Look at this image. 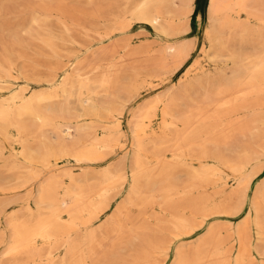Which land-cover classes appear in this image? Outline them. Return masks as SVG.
<instances>
[{
	"label": "bare ground",
	"instance_id": "bare-ground-1",
	"mask_svg": "<svg viewBox=\"0 0 264 264\" xmlns=\"http://www.w3.org/2000/svg\"><path fill=\"white\" fill-rule=\"evenodd\" d=\"M36 2L22 27L0 26V225L6 215L10 230L7 238L0 226V264H264V177L253 188L264 169V30L236 17L263 11L264 0H87L107 30L91 48L72 33L76 4ZM205 12L203 52L230 72L192 77L198 99L155 96L132 111L169 71L155 39L178 66L198 42L193 17L201 25ZM137 23L151 41H135ZM33 41L55 60L48 76L32 75L39 64L20 50ZM252 189L243 219L220 218Z\"/></svg>",
	"mask_w": 264,
	"mask_h": 264
},
{
	"label": "rangeland",
	"instance_id": "rangeland-1",
	"mask_svg": "<svg viewBox=\"0 0 264 264\" xmlns=\"http://www.w3.org/2000/svg\"><path fill=\"white\" fill-rule=\"evenodd\" d=\"M82 1V2H81ZM84 1V2H83ZM6 2V3H5ZM34 2V3H33ZM5 3V4H4ZM36 0H0V4L3 6L2 7V14L0 15V26L5 25V27H11L13 29H17L18 27L21 26L22 22L28 21V13L30 11L31 6L36 5ZM9 4V5H8ZM24 4V5H23ZM66 4L68 5H73L76 4L77 7L81 5V8L79 7L77 9L76 7V20L72 23V33L76 38L78 37L79 40L82 42H85L86 45L91 47H96L98 43H100V39L102 36L106 35L107 30L105 29L106 25V19L99 18L98 16L94 17L93 11H95L93 4H89L87 0H66ZM11 5V6H10ZM14 5V6H13ZM24 9V10H23ZM79 11V13H78ZM82 11V12H81ZM25 12V13H24ZM81 15V16H80ZM27 17V18H26ZM85 19H84V18ZM237 19H240L243 22H246V24L253 30L256 31L258 29L264 30V10L261 12H255L253 9H247L246 11H242L238 15H236ZM87 18V19H86ZM96 18V19H95ZM193 29L191 34L189 35H194L197 36V43L194 47L193 52L188 55V57L183 60V62L180 64L178 63V66H176L177 63H175V60H170L166 54L161 52L160 48L163 45L164 41H161L160 39H155V51L153 54L156 55V57L161 60V59H169V71L164 75L163 80H157L155 83H153L152 86H146L142 91V95L140 98L133 103L131 106L132 111H134L135 107L137 105H141L145 103L148 99H151L155 96H160L163 99H170V98H182L187 99V96L190 95L194 99H198L203 92V89H199V82L194 80L192 77H197V74L206 71L207 73H210L211 75L219 74L221 70L219 69L222 67L224 69V72H230L229 66L230 63L227 61H211L207 55V53L203 52V47L208 46V40L205 34V29L208 27V16L207 12L203 14L202 17V22L200 25V21L198 19V13L195 14L193 17ZM89 20V21H88ZM20 21V22H18ZM91 21V22H90ZM94 21V22H93ZM17 22V23H16ZM26 23V22H25ZM28 23V22H27ZM51 26H53L54 30L57 32L62 31V27L57 24L56 20L53 18L52 21L50 22ZM8 25V26H7ZM205 25V26H204ZM145 24L137 23L133 25L131 32L133 34L138 32H141L143 34H135V41L141 42L143 39H146L148 37H152L155 35V33H147L145 31L144 27ZM22 27V26H21ZM148 27V26H147ZM200 27V28H199ZM150 28V27H149ZM148 29V28H147ZM195 30V31H194ZM258 35V33H256ZM146 38H145V37ZM186 36V35H185ZM184 35L181 36L182 38L185 37ZM23 37H27L26 35H23ZM3 40H0V49H1V44L7 43L8 42V35L4 34ZM240 36H237L235 40L231 41V44H240ZM139 39V40H138ZM150 41L151 39L148 38ZM27 42V40H25ZM98 42V43H97ZM33 48L34 49H27V48H21L20 50L24 53L27 54V63L31 64L32 62L38 63L39 66L37 70L32 72V75L36 76H48L50 75V68L49 65L50 63H53L55 60L51 57L48 56H41L37 53V48H36V43L37 41H33ZM97 43V44H96ZM93 44V45H92ZM74 45V46H73ZM95 45V46H94ZM70 47V48H68ZM66 49L74 51L80 49L79 44H68L65 46ZM196 48V49H195ZM76 49V50H75ZM47 54L50 53L48 49H43ZM84 50V49H83ZM83 50L80 52V54L83 53ZM50 60V61H49ZM49 62V64H48ZM206 64V65H205ZM199 67V69H198ZM192 70L191 75L189 76L187 73L188 71ZM62 73V72H60ZM204 73H202L203 75ZM31 85H36V84H31ZM198 90L197 93L195 91ZM201 90V91H199ZM191 103V101H188ZM179 104V101H178ZM131 109L126 113L128 115H125L123 121H124V127L127 129L130 127V111ZM128 149H131L133 147V139L129 137V141L127 143ZM121 154L123 152L117 153L115 158H120ZM69 164V165H68ZM106 163L98 165L99 168H102ZM130 163L127 164L128 169H130ZM61 168L64 167H69L71 166L72 169L76 171H80V167L75 166L73 162H70L69 160H64L60 162L59 165ZM264 177V169L263 171L255 178L254 183H253V188L257 186L260 182V180ZM229 182L227 185L228 190H233V187L235 188L237 186V180L236 177L234 176H229L228 177ZM234 192V191H233ZM126 195V191H124L121 195H119L112 203L111 208L107 210L105 213L106 217L112 213V211L115 209V206L117 203H119ZM246 199H245V204L244 206L241 207L240 211H234L232 213L231 217H226L222 216L220 218L225 219L229 218L234 221L241 220L245 217V210L250 207L251 201L253 198V189L246 193ZM116 201V202H115ZM116 203V204H115ZM19 207V204H13L9 206L6 211L7 213L17 209ZM113 209V210H112ZM211 220H215V218H211ZM1 229H5L7 233V238L10 235V230L8 229L7 226V218L6 215H4L2 223H1ZM255 226L253 225L252 227V234L254 238L256 237V232H255ZM4 249V244H0V253Z\"/></svg>",
	"mask_w": 264,
	"mask_h": 264
}]
</instances>
